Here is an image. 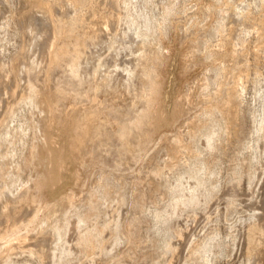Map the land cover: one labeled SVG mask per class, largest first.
<instances>
[{
    "label": "rangeland",
    "instance_id": "374dc122",
    "mask_svg": "<svg viewBox=\"0 0 264 264\" xmlns=\"http://www.w3.org/2000/svg\"><path fill=\"white\" fill-rule=\"evenodd\" d=\"M4 206L0 264H264V0H0Z\"/></svg>",
    "mask_w": 264,
    "mask_h": 264
},
{
    "label": "bare ground",
    "instance_id": "6f19581e",
    "mask_svg": "<svg viewBox=\"0 0 264 264\" xmlns=\"http://www.w3.org/2000/svg\"><path fill=\"white\" fill-rule=\"evenodd\" d=\"M48 11H49V13H52L51 8L48 9ZM76 18L79 19L78 17H74V18H72L73 20L72 19L66 20L64 23L56 22L54 24L53 40L51 43V50H50V53H52V58H51L50 65H49L47 73H46V80L47 81L51 80V77L53 76L52 74L55 70H57L58 68L62 67L64 64H66L76 53V51H74L75 48L73 45L74 40L77 39V36L74 34V32H75L74 31V25L76 24V22H75ZM76 34H80V33H76ZM144 121H145V119H144ZM121 123L116 126V129L113 128V129H115L114 133L117 135L118 139L122 143V150L123 151H125V150L132 151L134 148L133 143H132V137L137 135V134L140 135L142 125L129 123L128 125L123 126V125H121ZM146 124H148V123L145 121L144 125H146ZM105 127H106L105 123L102 126H97V129L94 130V132H93L94 134L93 133L90 134V132H89L90 137L93 139V138H95V136L98 133L105 134L106 133ZM25 200L29 201V199L26 197H25ZM11 214H12V212H11ZM11 214H10L9 208L7 206H4L3 209H0V215L2 217L8 218L7 219V222H8L7 225L9 224L10 227L12 226L11 218H9L11 216ZM14 224H16V223H14ZM17 228H18V226H17ZM40 229H42V232H44L43 228L40 227ZM9 231H10V228H9ZM39 232L41 233V230ZM54 235H56V233H54Z\"/></svg>",
    "mask_w": 264,
    "mask_h": 264
}]
</instances>
